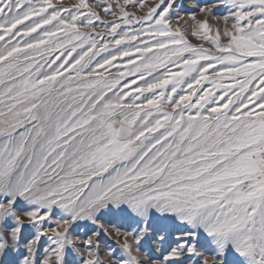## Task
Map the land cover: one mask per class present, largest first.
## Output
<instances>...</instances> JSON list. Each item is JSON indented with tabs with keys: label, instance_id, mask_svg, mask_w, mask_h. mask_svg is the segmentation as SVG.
<instances>
[{
	"label": "snow or ice",
	"instance_id": "1",
	"mask_svg": "<svg viewBox=\"0 0 264 264\" xmlns=\"http://www.w3.org/2000/svg\"><path fill=\"white\" fill-rule=\"evenodd\" d=\"M0 264H264V0H0Z\"/></svg>",
	"mask_w": 264,
	"mask_h": 264
},
{
	"label": "rangeland",
	"instance_id": "2",
	"mask_svg": "<svg viewBox=\"0 0 264 264\" xmlns=\"http://www.w3.org/2000/svg\"><path fill=\"white\" fill-rule=\"evenodd\" d=\"M180 2L184 3V4H192L193 0H180ZM204 2H209V0H204ZM221 11H223V9H221ZM217 14H220L219 12H217ZM102 246H103V242H102Z\"/></svg>",
	"mask_w": 264,
	"mask_h": 264
}]
</instances>
